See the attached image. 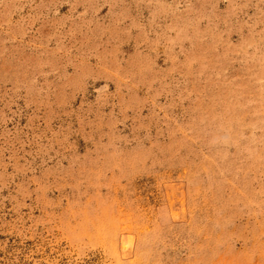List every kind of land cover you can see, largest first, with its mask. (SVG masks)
<instances>
[{
	"label": "rangeland",
	"instance_id": "374dc122",
	"mask_svg": "<svg viewBox=\"0 0 264 264\" xmlns=\"http://www.w3.org/2000/svg\"><path fill=\"white\" fill-rule=\"evenodd\" d=\"M0 264H264V0H0Z\"/></svg>",
	"mask_w": 264,
	"mask_h": 264
}]
</instances>
